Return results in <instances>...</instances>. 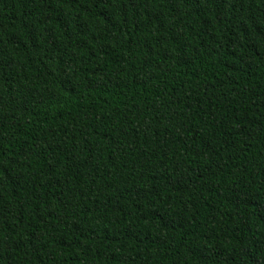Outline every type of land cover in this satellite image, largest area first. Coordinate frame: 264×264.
Segmentation results:
<instances>
[{
	"label": "trees",
	"instance_id": "obj_1",
	"mask_svg": "<svg viewBox=\"0 0 264 264\" xmlns=\"http://www.w3.org/2000/svg\"><path fill=\"white\" fill-rule=\"evenodd\" d=\"M0 264H264V0H0Z\"/></svg>",
	"mask_w": 264,
	"mask_h": 264
}]
</instances>
